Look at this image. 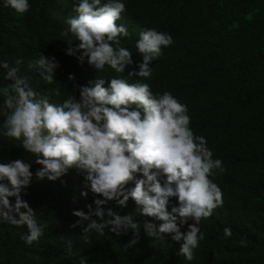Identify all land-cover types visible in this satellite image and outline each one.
Wrapping results in <instances>:
<instances>
[{
	"label": "trees",
	"instance_id": "trees-1",
	"mask_svg": "<svg viewBox=\"0 0 264 264\" xmlns=\"http://www.w3.org/2000/svg\"><path fill=\"white\" fill-rule=\"evenodd\" d=\"M28 2L29 10L19 14L0 0V64L18 67L32 88L54 104L68 96L78 98L74 84L88 85L96 78L147 83L153 94L170 92L187 105L194 134L205 137L213 158L222 160L224 171L210 179L222 190L223 205L201 220L204 239L192 261L178 255L183 241H174L172 234L158 240L145 233V222H160L138 212L131 199L126 208L114 202L106 207L132 214L139 223L135 245L127 247L131 230L117 236L108 228L102 236L92 232L85 242L83 228L88 222L77 223L80 218L73 215L75 210L87 213L90 204L95 207L84 176L70 169L56 181L38 180L35 172L41 166L35 157L20 141L0 136V162L24 159L32 165V183L21 195L43 229L39 241L29 246L21 238L27 234L26 226L0 222V264H264V0H122L126 11L117 24L130 33L121 43L134 61L142 59L135 48L142 31L155 28L174 41L153 60L148 79L130 77V68L124 73L109 66L97 71L86 58L81 64L79 53L66 54L69 45L60 33L77 15L78 0ZM41 55L54 56L59 63L52 84L42 79L38 66L29 67ZM18 60L22 62L17 64ZM6 71L0 67V87L11 83L5 79ZM3 99L0 95V124L6 118ZM9 199L15 202V197ZM174 203L171 198L169 211ZM225 227L232 230L229 238H222ZM181 231L186 232L187 225Z\"/></svg>",
	"mask_w": 264,
	"mask_h": 264
},
{
	"label": "clouds",
	"instance_id": "clouds-1",
	"mask_svg": "<svg viewBox=\"0 0 264 264\" xmlns=\"http://www.w3.org/2000/svg\"><path fill=\"white\" fill-rule=\"evenodd\" d=\"M19 14L29 10L28 0H4ZM75 17L67 20L60 35L67 39L66 54L75 56L97 71L109 66L116 73L130 77H151V63L162 55V47L171 46L170 34L150 28L142 31L135 43L140 57L122 46L121 38L129 37L126 26L117 24L126 11L122 0H78ZM78 41V43H73ZM22 61H17L20 64ZM135 65V67H132ZM47 84L54 82L59 63L41 55L34 65ZM5 79L11 83L0 87L5 119L0 124V136L20 145L35 157L40 165L35 178L56 181L76 169L95 198L88 212L75 210L77 223H88L83 228V239L90 234L103 235L105 228L117 236L133 238L127 247L139 240L140 225L132 214H120L111 207L114 202L126 208L131 199L142 215L160 223H144L145 233L158 240L172 234L174 241H183L178 255L187 261L195 259L194 249L204 239L199 224L223 205V193L210 177L224 171L222 160L214 159L203 136L195 135L190 127L187 105L170 92L153 94L149 84L113 77L96 78L88 85H75L77 96H68L54 104L32 88L29 78L19 74L18 67L7 62ZM69 80L75 77L69 74ZM107 85V86H106ZM59 95V90H54ZM31 163L24 159L0 162V222L27 228L22 239L27 245L38 242L43 229L38 225L34 210L22 198V190L31 185ZM129 184L134 186L128 187ZM87 196L88 192H82ZM15 197L13 203L9 198ZM171 198L172 204L169 211ZM25 209L26 211H21ZM191 221V223H189ZM187 225V231L181 227ZM232 236L229 227L222 238ZM241 245L245 241H240ZM83 264V262H82Z\"/></svg>",
	"mask_w": 264,
	"mask_h": 264
}]
</instances>
